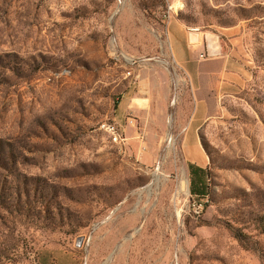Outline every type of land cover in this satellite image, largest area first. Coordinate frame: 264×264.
<instances>
[{
	"label": "rangeland",
	"instance_id": "rangeland-1",
	"mask_svg": "<svg viewBox=\"0 0 264 264\" xmlns=\"http://www.w3.org/2000/svg\"><path fill=\"white\" fill-rule=\"evenodd\" d=\"M0 264H264V0H0Z\"/></svg>",
	"mask_w": 264,
	"mask_h": 264
},
{
	"label": "crops",
	"instance_id": "crops-1",
	"mask_svg": "<svg viewBox=\"0 0 264 264\" xmlns=\"http://www.w3.org/2000/svg\"><path fill=\"white\" fill-rule=\"evenodd\" d=\"M168 33L171 38L172 48L176 61L185 67L186 75L192 84L202 86L204 79L209 76L217 77V72H207L202 68L191 66V60L197 58V51L202 50L204 46L197 44L194 47L189 43V33L178 23H170ZM201 43V42H200Z\"/></svg>",
	"mask_w": 264,
	"mask_h": 264
},
{
	"label": "water",
	"instance_id": "water-1",
	"mask_svg": "<svg viewBox=\"0 0 264 264\" xmlns=\"http://www.w3.org/2000/svg\"><path fill=\"white\" fill-rule=\"evenodd\" d=\"M200 35L198 33H191L190 39L192 42L199 41ZM206 46H207V54L209 56L216 55L219 53V49L216 47L214 43V39L210 35H206Z\"/></svg>",
	"mask_w": 264,
	"mask_h": 264
},
{
	"label": "built area",
	"instance_id": "built-area-1",
	"mask_svg": "<svg viewBox=\"0 0 264 264\" xmlns=\"http://www.w3.org/2000/svg\"><path fill=\"white\" fill-rule=\"evenodd\" d=\"M200 57L202 59L206 58V51L205 52H201L200 53ZM103 128H104L105 131L108 130V128H116V130H118L119 133H121L122 136L125 138V141L127 140V137L124 135L123 132L120 131L119 127L116 124H114V123H104L103 124Z\"/></svg>",
	"mask_w": 264,
	"mask_h": 264
},
{
	"label": "bare ground",
	"instance_id": "bare-ground-1",
	"mask_svg": "<svg viewBox=\"0 0 264 264\" xmlns=\"http://www.w3.org/2000/svg\"><path fill=\"white\" fill-rule=\"evenodd\" d=\"M116 128H108V131L113 132Z\"/></svg>",
	"mask_w": 264,
	"mask_h": 264
}]
</instances>
